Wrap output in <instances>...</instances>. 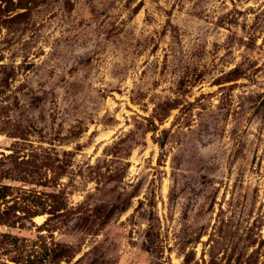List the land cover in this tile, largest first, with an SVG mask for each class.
Segmentation results:
<instances>
[{"label":"rangeland","instance_id":"374dc122","mask_svg":"<svg viewBox=\"0 0 264 264\" xmlns=\"http://www.w3.org/2000/svg\"><path fill=\"white\" fill-rule=\"evenodd\" d=\"M0 234L264 264V0H0Z\"/></svg>","mask_w":264,"mask_h":264},{"label":"trees","instance_id":"16d2710c","mask_svg":"<svg viewBox=\"0 0 264 264\" xmlns=\"http://www.w3.org/2000/svg\"><path fill=\"white\" fill-rule=\"evenodd\" d=\"M0 238L4 239L6 241H9V243L12 244L16 248V250L14 251L15 252L14 256L11 257V261H13L16 264H50V263H52L50 261L51 258H53V256L51 254H45V256L41 255V257L39 259L32 260L31 256L33 255V253L27 251V249H25V247L19 246L21 243H24L26 240H22L20 238L13 237V236L8 235V234H0ZM54 258L56 260L57 256Z\"/></svg>","mask_w":264,"mask_h":264},{"label":"bare ground","instance_id":"6f19581e","mask_svg":"<svg viewBox=\"0 0 264 264\" xmlns=\"http://www.w3.org/2000/svg\"><path fill=\"white\" fill-rule=\"evenodd\" d=\"M36 219L40 222L41 217H37Z\"/></svg>","mask_w":264,"mask_h":264}]
</instances>
